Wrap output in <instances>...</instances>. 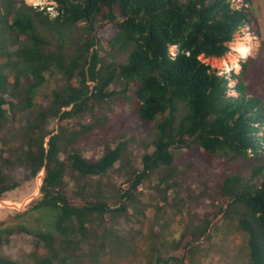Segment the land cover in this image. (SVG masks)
Segmentation results:
<instances>
[{
  "label": "trees",
  "instance_id": "16d2710c",
  "mask_svg": "<svg viewBox=\"0 0 264 264\" xmlns=\"http://www.w3.org/2000/svg\"><path fill=\"white\" fill-rule=\"evenodd\" d=\"M50 1L53 16L46 8L29 7L25 0H0V133L18 114L32 113L37 119L23 132L18 156L10 143L7 150H0V199L19 186L13 179L15 171L29 181L43 169L41 196L31 209L55 212L54 229L31 234L21 226H4L0 246L25 234L35 243L34 264H66L92 225L110 223L124 210L123 206L107 209L100 202L79 206L67 196V178L72 180L71 194L82 195L85 187H78L77 177L99 178L120 160V143L105 148L97 159H86L74 149L84 134L94 129L106 133L107 125L68 129L73 116L113 96L119 108L128 109L142 123L161 118L160 136L152 153L142 157V171L131 189L154 171L157 177L150 187L167 196L176 184L177 150L208 166L218 159L221 198L231 201L226 211L238 208L237 226L246 235L249 259L264 264V143L259 142L264 137H258L264 129V41L257 56L247 57L239 73L230 77L236 79L234 97L227 95L228 78L200 60L225 57L243 26L259 37L248 10L234 8L232 0ZM100 42L113 62L99 60L96 49L90 54ZM49 75L57 76L64 87L53 91L49 100H39L38 91ZM53 119L59 121L56 134L45 127ZM166 126L171 129L170 140L165 137ZM227 167L231 174H226ZM189 168H194L192 163ZM69 171L77 177H70ZM196 239L197 231L183 233L173 249L185 253ZM154 259L157 262L143 264H160L158 257ZM0 264L17 263L0 257Z\"/></svg>",
  "mask_w": 264,
  "mask_h": 264
},
{
  "label": "rangeland",
  "instance_id": "374dc122",
  "mask_svg": "<svg viewBox=\"0 0 264 264\" xmlns=\"http://www.w3.org/2000/svg\"><path fill=\"white\" fill-rule=\"evenodd\" d=\"M25 2L38 4L40 10L48 9L46 11L51 16L55 14L50 0ZM232 6L248 10L247 15L250 20L255 21L259 37L253 36L249 26H243L230 43V52L225 57L200 58L202 63L218 75L228 78L229 97L235 96L232 89L236 82L235 77H230L239 73L240 63L247 57L257 56L260 42L264 41V0H232ZM74 38L78 39L76 33ZM236 48L241 52H235ZM93 50L99 60L105 59L109 63L114 61L107 56L109 49L104 42L93 47L90 54ZM174 50L171 48L170 53L174 54ZM122 59L121 57L115 61ZM3 71L7 72L5 68ZM88 85L90 88L93 86L92 83ZM63 87L64 83L57 76L49 75L38 91L37 98L47 101L53 91ZM32 121H37L32 113L16 115L13 124L0 133V150H7L10 143L16 149L11 148L12 152L15 151L18 156L17 149L22 144V134ZM160 122V117L150 124L140 122L131 111L119 108L113 96L69 120L68 129L71 131L95 124L107 125L108 132L100 133L98 129H94L74 144L75 151L84 158L97 159L105 148L116 147L119 143L122 144V150L120 160L99 178L81 180L69 171L70 177H77L79 180L78 187L85 188L82 195H72V180L67 178L68 199L79 206L100 202L107 209L123 206L124 210L116 214L110 223L104 221L101 225H92L88 229V237L71 250L66 264H143L147 260L157 262L154 257L160 259V264H252L246 235L237 226L238 208L233 206L228 213L226 208L231 201L221 198L217 184L221 181V169L216 165L218 159L214 160L212 166H208L199 158L189 159L177 150L173 158V167L178 170L173 178L176 184L171 187L167 196H162L155 188H151L157 177V172L154 171L150 175H144L137 189H131L142 171V157L152 153L153 143L160 136L157 129ZM45 127L46 131L52 130L56 134L58 119L48 121ZM170 135L171 129L169 140ZM258 137H264V129L258 132ZM47 141L48 137L45 139V148ZM259 142L262 145L264 139ZM66 154L67 152H63V160L66 159ZM190 163L194 168H189ZM228 168H225V172L231 174L232 171ZM43 176V169L29 181L23 172L13 173V179L19 182V186L0 199V223H4L0 229L4 226H21L31 234L53 232L55 212L31 209L41 196ZM78 180L74 182L77 183ZM188 231H197L199 239L185 253L177 252L173 249L174 242ZM34 244L31 236L14 235L0 246V257L17 264H34L31 257L35 251ZM38 253L44 255L45 251L40 249Z\"/></svg>",
  "mask_w": 264,
  "mask_h": 264
},
{
  "label": "built area",
  "instance_id": "2783aa9c",
  "mask_svg": "<svg viewBox=\"0 0 264 264\" xmlns=\"http://www.w3.org/2000/svg\"><path fill=\"white\" fill-rule=\"evenodd\" d=\"M35 1V0H34ZM51 2V1H50ZM27 5L33 7V8H38L36 3H26ZM51 4L53 5V3L51 2ZM54 6V5H53ZM42 9V8H41ZM49 12V11H48ZM39 174V173H38ZM41 174V173H40Z\"/></svg>",
  "mask_w": 264,
  "mask_h": 264
},
{
  "label": "water",
  "instance_id": "95a60500",
  "mask_svg": "<svg viewBox=\"0 0 264 264\" xmlns=\"http://www.w3.org/2000/svg\"><path fill=\"white\" fill-rule=\"evenodd\" d=\"M169 127L168 126H166L165 127V137H166V139L168 140L169 139V136H168V134H169Z\"/></svg>",
  "mask_w": 264,
  "mask_h": 264
},
{
  "label": "bare ground",
  "instance_id": "6f19581e",
  "mask_svg": "<svg viewBox=\"0 0 264 264\" xmlns=\"http://www.w3.org/2000/svg\"><path fill=\"white\" fill-rule=\"evenodd\" d=\"M39 2V1H38ZM26 3V2H25ZM43 3V2H42ZM38 5V4H37ZM29 7H31V6H29ZM44 9V8H43ZM42 9V10H43ZM51 9V8H50ZM46 10H48V9H46ZM235 52H241V50H237V48L235 49Z\"/></svg>",
  "mask_w": 264,
  "mask_h": 264
}]
</instances>
